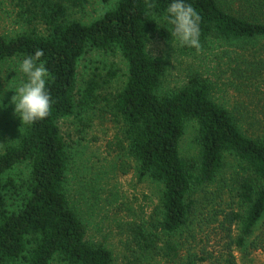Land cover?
Listing matches in <instances>:
<instances>
[{
	"label": "trees",
	"instance_id": "16d2710c",
	"mask_svg": "<svg viewBox=\"0 0 264 264\" xmlns=\"http://www.w3.org/2000/svg\"><path fill=\"white\" fill-rule=\"evenodd\" d=\"M29 1L47 34L0 36V61L42 50L37 63L48 69L51 107L46 118L27 125L18 141L0 153V264H51L56 256L67 264H113L109 250L86 241L85 227L63 191L68 157L58 121L71 116L76 104L94 97L97 83L89 80L76 98L77 65L88 49L117 50L126 62V82L115 96L114 108L128 127L129 151L140 175L163 186L161 231L173 234L186 224L187 196L214 181L224 153L229 152L249 174L239 187L247 210L243 216H231V222L242 223L241 239L249 237L264 214V136H245L232 114L212 101L200 79H191L186 87L165 96L156 94L167 64L146 52V40L153 34L171 37L170 26L159 27L154 19L164 14L169 0H119L88 25L68 22L60 3ZM187 2L200 16V40L211 34L225 39L264 38V22L232 14L217 0ZM186 119L198 125V155L184 161L178 146ZM23 163L30 166L27 194L9 210L8 203L18 192L5 175Z\"/></svg>",
	"mask_w": 264,
	"mask_h": 264
},
{
	"label": "rangeland",
	"instance_id": "374dc122",
	"mask_svg": "<svg viewBox=\"0 0 264 264\" xmlns=\"http://www.w3.org/2000/svg\"><path fill=\"white\" fill-rule=\"evenodd\" d=\"M49 1L64 6L68 22L88 25L119 0ZM217 1L232 14L264 22V0ZM159 18L154 16L157 23ZM21 34L45 36L47 31L29 0H0V36L12 39ZM170 41L171 37L157 34L146 40V52L167 64L156 94L165 96L186 87L191 79H200L212 101L232 114L245 136H264V38L225 39L211 34L200 40L199 51L172 48ZM22 58L0 61V91L24 79L18 70L7 75ZM126 78L127 65L117 50H86L77 65L76 98L89 80L97 83L94 97L76 104L71 116L58 121L68 157L63 191L85 227L86 241L109 250L113 264H264V214L243 239L241 221L231 222L233 214L243 216L247 210L239 187L249 176L232 153H224L211 184L194 188L187 196L186 224L173 234L158 227L163 186L140 175L129 151L128 127L114 108ZM13 94L4 92L3 104L8 106L0 108V153L15 144L27 126L13 114L9 103ZM197 136L196 121L184 120L178 146L184 161L197 157ZM5 177L17 187L18 194L8 203L13 210L27 194L30 166L17 165ZM51 264L67 263L56 256Z\"/></svg>",
	"mask_w": 264,
	"mask_h": 264
},
{
	"label": "clouds",
	"instance_id": "9594fccd",
	"mask_svg": "<svg viewBox=\"0 0 264 264\" xmlns=\"http://www.w3.org/2000/svg\"><path fill=\"white\" fill-rule=\"evenodd\" d=\"M170 26L171 47H190L199 51L200 43V16L187 0H169L164 14L159 18L157 26ZM42 50H36L34 55L24 56L16 61L11 71L17 70L24 79L13 81L11 87L0 91V108L3 104L4 92L11 90L14 94L10 98L13 114L21 124L29 125L42 120L49 115L51 96L46 87L48 69L43 62L37 63L42 56Z\"/></svg>",
	"mask_w": 264,
	"mask_h": 264
}]
</instances>
